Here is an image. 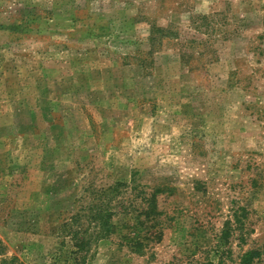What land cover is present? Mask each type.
<instances>
[{"label":"rangeland","instance_id":"obj_1","mask_svg":"<svg viewBox=\"0 0 264 264\" xmlns=\"http://www.w3.org/2000/svg\"><path fill=\"white\" fill-rule=\"evenodd\" d=\"M117 182L162 186L160 240L115 206L84 264H264V0H0V264H74Z\"/></svg>","mask_w":264,"mask_h":264},{"label":"trees","instance_id":"obj_2","mask_svg":"<svg viewBox=\"0 0 264 264\" xmlns=\"http://www.w3.org/2000/svg\"><path fill=\"white\" fill-rule=\"evenodd\" d=\"M127 186L123 182H117L103 193L102 199L90 206L73 211L68 219L60 224V232L70 237L74 264H84L92 257L91 250L94 244L113 236L112 218L116 212L115 206H120L126 212L127 210L137 211V214L133 216L132 224L128 221L125 231L117 234L120 238L119 244L128 246L132 251L142 252L143 248L150 245V241L155 238L160 240L163 231L161 215L164 211L158 209V194L162 192V186H157L148 192L143 189L144 187L140 189L134 184L131 186L134 194L124 203L118 196ZM139 195L142 196L140 203L137 199ZM228 235L229 229L226 227L222 232L223 240H226ZM253 254L255 252L250 255L253 256Z\"/></svg>","mask_w":264,"mask_h":264}]
</instances>
